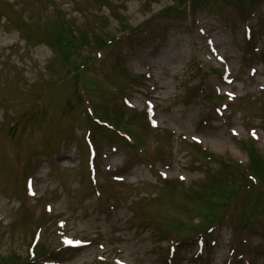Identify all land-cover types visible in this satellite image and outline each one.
<instances>
[{"label":"rangeland","instance_id":"374dc122","mask_svg":"<svg viewBox=\"0 0 264 264\" xmlns=\"http://www.w3.org/2000/svg\"><path fill=\"white\" fill-rule=\"evenodd\" d=\"M63 22L73 66L48 35ZM252 148L264 0H0V264H27L39 227V264H264L263 181L220 165Z\"/></svg>","mask_w":264,"mask_h":264},{"label":"trees","instance_id":"16d2710c","mask_svg":"<svg viewBox=\"0 0 264 264\" xmlns=\"http://www.w3.org/2000/svg\"><path fill=\"white\" fill-rule=\"evenodd\" d=\"M64 27H65V22L62 23L60 30H57L53 34L50 33L48 35H49V37H52V39L54 41L53 48L57 52H59V54L64 55V59L66 62H70L71 57L69 56V53L78 52V48L82 47V46L77 44V40H76V37L74 36V34H71V32L66 31L64 29ZM137 29L130 31V36H133V34L137 31ZM81 39L83 41V36H81ZM249 154H250V166L248 169L251 171L252 174H254V175L257 174L260 177V179L262 181H264V179L261 177V176H264L263 175L264 174V159L259 155V153L254 148H252L250 150ZM223 165H224V167H223L224 170H225V168L231 169L229 171V173L230 172L236 173L233 170H236L235 168L239 169L238 166L232 164V162L224 163ZM241 174L242 173H240V175ZM240 175H235L236 176V179L234 180L235 183H237L239 181L237 179V176H240ZM250 183L253 184L252 182H250ZM230 185H232V183ZM228 190H229L228 194L231 197H234L238 193V191L235 188H230ZM13 257H14V261H17L19 259L17 256H13ZM11 260H13V259H11Z\"/></svg>","mask_w":264,"mask_h":264},{"label":"bare ground","instance_id":"6f19581e","mask_svg":"<svg viewBox=\"0 0 264 264\" xmlns=\"http://www.w3.org/2000/svg\"><path fill=\"white\" fill-rule=\"evenodd\" d=\"M155 116V112H153V117Z\"/></svg>","mask_w":264,"mask_h":264}]
</instances>
